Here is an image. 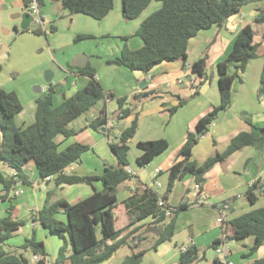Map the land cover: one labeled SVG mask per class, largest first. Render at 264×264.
Returning a JSON list of instances; mask_svg holds the SVG:
<instances>
[{
    "label": "crops",
    "instance_id": "0c3cea01",
    "mask_svg": "<svg viewBox=\"0 0 264 264\" xmlns=\"http://www.w3.org/2000/svg\"><path fill=\"white\" fill-rule=\"evenodd\" d=\"M3 1L18 13L26 9V0ZM41 2L42 6H39L45 22L47 11L44 0ZM151 4L156 5L151 12L145 14ZM148 7L138 18L127 21L122 15L121 0H114L112 10L102 20L97 21L83 14L70 15L62 9L60 4L62 11L59 9L58 15L61 20L70 24L71 33L69 34L98 36L103 39L98 45L99 47L101 45L98 50H93L89 47L90 45H87L82 49L70 48L72 51L67 55L62 51L69 48V37L66 42H60L55 40V30L48 32L49 37H47L46 29L43 30L46 36L35 35L29 30L23 33L20 31V36L32 34L36 37L43 36L46 40L44 51L49 53L50 58L40 66L49 68L53 73L50 83L55 90L52 100L53 108L61 105L65 99L87 85L88 76L78 71L87 65L95 70V77L103 90L114 96V98L97 102L85 113L69 122L67 129L72 131L71 136L55 137V142L59 145L58 150H63L72 144L87 147V151L81 155L80 159L66 167L62 175L99 177L106 167H119L117 158L110 149V144L117 142V139L110 137L106 131H95L89 127V123L99 117L103 106L106 107V124H113V127L108 130L115 136L119 134L121 127L128 125L134 119L138 122L137 133L129 142L127 166V169L132 171L131 176L135 181L131 178L130 181L121 184L116 191L117 203L118 194L122 197L118 203L120 211L118 222L115 224L116 229L128 223L122 203L137 187L152 188L160 197L165 194L170 167L183 160L180 149L185 143L187 133H195L197 121L219 104L217 64L230 53L236 35L246 25L252 28L254 43L259 45L258 56L247 63L241 75V81L234 82L229 110L220 113L217 120L209 126L208 133L202 136L193 147L190 160L200 165L217 153L222 154L237 134L248 132L257 139L264 132V95L261 96L258 91L264 66V23L257 24L253 19L260 10L264 9V1L243 7L221 28L214 26L200 31L188 42L186 62L182 60L163 62L154 66L147 74L131 72L124 67L107 64L108 60L119 55L123 47L130 50L142 47L143 42L135 36V32L151 13L161 7V3L151 2ZM76 57L82 59L84 67L72 66ZM203 57L206 59L205 75L209 77V81H203L190 70L191 64ZM35 83L41 89L39 95L31 97L29 104L26 107L22 105V109L14 116L15 125L20 129L34 122L36 99L42 97L47 91L48 84L44 82L43 77ZM144 94L146 97L142 98ZM120 97L126 99V105L131 110V114L127 119L118 122L117 117L121 110L118 108L116 98ZM181 100L186 103L170 115L169 110L178 106ZM247 119L254 127L246 121ZM159 139L167 142V149L149 164L140 167L136 159L141 152L136 144ZM130 145L137 149L131 156ZM0 172L5 176H12L11 170L3 162H0ZM24 173L30 182L29 185L17 182L7 193L0 185V219L9 216L12 220H26L32 214H37L46 201L51 203L63 200L73 205L89 198L95 191L101 192L104 187L98 180L90 185L79 183L57 187L54 177L49 181L40 178L32 161L27 162ZM253 183H258L261 189H264V151L253 147H244L234 152L204 175V182L200 186L201 205L199 206L193 205L194 199L189 195L196 184L195 180L189 175L185 176L182 180L175 182L166 202L171 208H176L181 203L187 207L175 219L171 240L153 249L164 224L157 223L152 216L147 217L121 234L122 237L134 229L136 231L128 237L125 245L101 264H121L139 250L145 251L140 264H176L181 255L179 249L189 243V248L194 247L199 255L204 256L203 260L193 264H223L221 258L214 252L216 242L224 243L227 249L226 259L234 264H253L264 260V242L256 252L250 254L253 238L224 240L222 224L217 223L221 215L224 216L225 221H230L264 207V195L260 194L263 190L257 193V202L254 205L250 204L246 197V190ZM2 196L5 198L2 199ZM224 206H227L226 210H223ZM55 218L62 223L67 222L63 210H59ZM118 223L119 227H117ZM30 224L28 228V230L31 228L30 234L28 231L24 233L26 223L11 235L4 246L6 254H17L25 239L34 233L36 239L44 244L47 259L51 263L56 260L62 247L65 249V257L70 256L71 248L66 235L61 239L37 222ZM96 237L101 238L99 227L96 230ZM136 238L142 240L139 242L138 249L133 251L130 245L134 244ZM62 240L63 243H61ZM29 259L31 264H36L33 261V255H30Z\"/></svg>",
    "mask_w": 264,
    "mask_h": 264
},
{
    "label": "trees",
    "instance_id": "16d2710c",
    "mask_svg": "<svg viewBox=\"0 0 264 264\" xmlns=\"http://www.w3.org/2000/svg\"><path fill=\"white\" fill-rule=\"evenodd\" d=\"M63 10L70 15L83 14L100 21L112 10L114 0H57ZM264 0H121L122 15L125 20H134L148 7L151 2H160L161 7L149 15L135 32L143 45L137 50L123 47L117 57L108 60L107 64L124 67L131 72L147 74L154 66L163 62L176 60L187 61V46L189 40L200 31L208 30L214 26L223 27L225 22L240 10L251 4ZM42 6L41 0H38ZM254 22L264 23V9L254 16ZM54 27L50 28L54 32ZM35 35H45L40 28L29 29ZM23 33V32H22ZM92 35H78L75 40L92 38ZM254 33L249 25L244 26L236 35L234 44L226 58L217 64L219 104L201 117L195 126V133H187L185 143L180 149L183 160L174 163L168 171V181L165 194L160 197L152 188L137 187L132 195L122 203L128 223L119 229L115 228L118 222L120 206L117 203L116 191L118 187L130 181L132 176L125 169L128 166L129 142L134 138L138 130V122L134 119L128 125L120 128L115 136L110 130H106V107L103 106L98 118L89 123V127L95 131L103 130L108 135L117 139L110 144V149L117 158L119 167H106L99 177L65 176L62 171L76 163L81 155L87 151V147L81 144H72L63 150H58L59 145L55 137L62 135L68 138L73 133L67 129V125L76 117L82 115L93 105L103 99L114 98L111 93H106L95 77V70L89 65L78 69L80 73L89 78L87 85L77 91L73 96L65 99L61 105L52 107L55 90L51 84L47 85V91L36 99L34 122L20 129L15 125L14 116L22 109V104L13 92H6L0 88V162H3L14 175L8 177L0 172V185L7 193L17 182L29 185L24 167L32 161L42 180L54 177L57 187L79 183L91 184L98 180L103 184L101 192L95 191L92 196L76 204H68L65 201H46L43 208L32 214L26 220H12L9 216L0 219V264H31L28 255H40L47 258L44 244L38 241L34 235L25 239L17 254L8 255L4 246L11 235L23 227L27 221L37 222L52 234L61 239L66 234L71 248L69 257H65V249L59 250L56 260L51 264H101L108 260L121 246L127 243L129 236L135 229L125 236L121 234L133 224L154 217L157 223H163V229L159 233L153 249L160 244L170 241L174 234L175 219L182 210L187 207L181 203L176 208L169 207L166 202L171 194L174 184L189 175L195 183L201 186L204 175L217 163L223 162L234 152L244 148L253 147L264 151V132L260 138H254L251 133L241 132L231 139L226 150L214 157L208 158L204 163L197 164L191 161L192 149L199 139L206 135L209 126L217 120L220 113L226 112L231 106L232 89L235 81H241V75L245 71L247 63L257 58L259 45L254 43ZM125 39V38H124ZM205 57L193 62L190 70L203 81H209L205 75ZM2 66L0 65V72ZM231 70V72L229 71ZM259 94L264 95V66L259 81ZM144 94L142 98H145ZM118 108L121 110L117 121L127 119L131 110L126 105L124 97L116 98ZM186 102L181 100L178 106L169 110L172 115ZM254 127L250 120H246ZM263 131V130H262ZM201 134V136L199 135ZM141 154L136 159L140 167L149 164L157 155L168 147L164 139L138 142L136 144ZM264 195L258 183L251 184L246 190V197L250 204L257 202V193ZM5 196H2L4 199ZM164 202L160 207L158 201ZM172 210L171 217H166V210ZM63 210L67 218L62 223L55 215ZM99 227L101 238L97 239L96 230ZM223 234L227 240H242L253 238V245L249 253L253 254L264 242V207L245 213L222 224ZM141 238H136L130 248L138 249ZM110 242V243H109ZM218 242L214 244V247ZM145 251L139 250L126 258L121 264H140ZM198 250L190 247L185 253H181L176 264H193L203 260ZM36 264H45L44 260ZM253 264H264L259 260Z\"/></svg>",
    "mask_w": 264,
    "mask_h": 264
},
{
    "label": "rangeland",
    "instance_id": "374dc122",
    "mask_svg": "<svg viewBox=\"0 0 264 264\" xmlns=\"http://www.w3.org/2000/svg\"><path fill=\"white\" fill-rule=\"evenodd\" d=\"M6 4V2L0 0V65L2 66V70L0 72V88L6 92L15 93L21 104L26 107L29 104L31 97L39 95L34 90L35 87L38 86L35 82L40 80L42 77L44 80L45 72L51 71L49 68L45 69L43 66H40L45 64L50 57L48 56L49 53L44 51L46 40H44L43 36L36 37L32 34L20 36L21 20L19 18H15V15L19 13L18 11H13L12 8L8 7ZM44 4L47 11L44 22L46 25L45 29L48 30L47 37L50 35L49 29L52 25L55 29L54 34L56 35V41L66 42L69 37V48L66 47L67 49L62 52H65L68 55V53L72 51L70 48L77 47L78 49H82L87 47V45H90L89 47L93 50L100 49L101 45L100 47L98 45L101 43V40L103 41V39L98 36L76 41L75 38L80 34H69L71 33L70 24L65 20H61L58 15L59 9L62 11L59 1L44 0ZM154 5L156 4H151L147 8L145 14L151 12ZM66 15L69 14L66 13ZM33 28L37 27L34 25L30 27V29ZM229 71L231 72V70ZM27 109L28 107L26 110ZM131 145L130 156L133 151H137L135 146ZM121 198L122 197L118 194V203L122 200ZM30 223V221H27L24 233L25 231H28L29 234L31 233V228L28 230L30 227L29 225H31ZM119 226L120 225L118 223L117 227ZM65 237L68 241V236L66 235ZM61 243H63V240Z\"/></svg>",
    "mask_w": 264,
    "mask_h": 264
},
{
    "label": "built area",
    "instance_id": "2783aa9c",
    "mask_svg": "<svg viewBox=\"0 0 264 264\" xmlns=\"http://www.w3.org/2000/svg\"><path fill=\"white\" fill-rule=\"evenodd\" d=\"M26 10L33 16V21H32V26H36L37 28H40L41 30H44L45 29V24H44V21H43V17L41 15V11H40V6H39V2L38 0H26ZM113 127V124L112 123H108L106 126H105V129L108 130V129H111ZM125 171L127 172L128 175H133L132 171L129 170V169H125ZM12 172V175H14V171L11 170ZM50 179H52V177H47L45 178L44 180L45 181H49ZM158 185V184H157ZM189 195L190 197H192L194 200V204L193 205H201V198H200V186L198 184H195L191 191L189 192ZM158 205L160 207H163L165 204L164 202L161 200V198L159 199L158 201ZM227 209V206H224L223 207V210H226ZM171 213H172V210H166V217L169 218L171 217ZM225 221V218L224 216L221 215L220 218L217 219V223L219 224H223ZM223 238L224 240H226L225 238V235H223ZM190 244V243H189ZM189 244H186V245H183L181 246V248L179 249L181 253H185L188 249H189ZM226 247L224 245V243H219L216 247H214V252L215 254L221 258V261L223 262V264H234L233 262L229 261L226 259ZM40 260H44L45 264H51V262L47 259V258H44L40 255H34L33 256V261L36 263Z\"/></svg>",
    "mask_w": 264,
    "mask_h": 264
},
{
    "label": "water",
    "instance_id": "95a60500",
    "mask_svg": "<svg viewBox=\"0 0 264 264\" xmlns=\"http://www.w3.org/2000/svg\"><path fill=\"white\" fill-rule=\"evenodd\" d=\"M15 18H19L21 20L20 31H22V32L28 31L30 29V27L32 26L33 16L26 9H25V11H22L21 13L16 14ZM84 65L85 64L83 63V61L80 57H76L72 63V66L77 67V68H82V67H84ZM52 79H53V73L51 71H46L44 74V82L46 84H50L52 82ZM34 90L36 93H39L41 89L39 86H37V87H35ZM111 120L113 121L114 119H111ZM199 135L201 136V134H199ZM133 180L135 181V179H133Z\"/></svg>",
    "mask_w": 264,
    "mask_h": 264
}]
</instances>
